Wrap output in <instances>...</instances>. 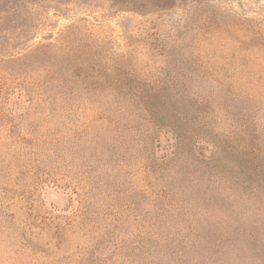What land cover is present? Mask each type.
I'll return each mask as SVG.
<instances>
[{
    "label": "rangeland",
    "instance_id": "rangeland-1",
    "mask_svg": "<svg viewBox=\"0 0 264 264\" xmlns=\"http://www.w3.org/2000/svg\"><path fill=\"white\" fill-rule=\"evenodd\" d=\"M0 264H264V0H0Z\"/></svg>",
    "mask_w": 264,
    "mask_h": 264
},
{
    "label": "trees",
    "instance_id": "trees-1",
    "mask_svg": "<svg viewBox=\"0 0 264 264\" xmlns=\"http://www.w3.org/2000/svg\"><path fill=\"white\" fill-rule=\"evenodd\" d=\"M155 105L152 103V100L148 102L146 109L150 110V119L154 118L155 115L161 113L166 117L173 118L174 121L178 122L177 125L174 126V130L179 132L182 135L181 122H192V114H190V109L187 106H183L185 103L183 97H164L160 98L158 96L153 95ZM155 109V110H154ZM153 114V117H152ZM180 140L182 141V137L180 136ZM182 143V142H181Z\"/></svg>",
    "mask_w": 264,
    "mask_h": 264
}]
</instances>
